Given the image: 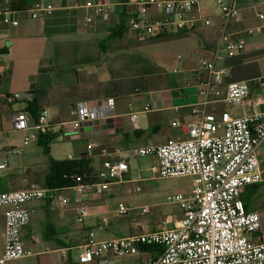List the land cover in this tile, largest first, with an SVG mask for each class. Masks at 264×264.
<instances>
[{"label":"crops","instance_id":"obj_1","mask_svg":"<svg viewBox=\"0 0 264 264\" xmlns=\"http://www.w3.org/2000/svg\"><path fill=\"white\" fill-rule=\"evenodd\" d=\"M9 1L0 0L1 152L10 153L13 146H19L32 133V130L19 131L24 133L21 140L10 139L13 132L9 121L11 112L27 111V108L22 103H9L4 99L5 96L34 92L37 105L35 117L42 110H47L55 123L71 120L72 111L81 103L107 98L116 100L114 116L95 122L86 121L76 131L68 129L66 132L51 134L55 139L50 144L49 155L44 152L47 160L43 165H32V168L25 170L24 182H36L33 178L42 168L46 171L40 179L43 182L48 172L49 158H52L57 161H88L90 172L83 174L84 179L88 180L85 183H96L100 181L103 163L110 155L120 160L129 149L149 144L160 145L171 139L182 140L188 137L185 122L190 108L202 101L198 82L199 78L207 75L206 72L198 73L199 66L202 60L213 59L223 26L215 0H201L200 4L204 14L211 18L212 25L195 31H179L143 39L128 35V20L138 12L135 0H127L126 3L102 0L111 6L110 18L105 21L94 16L91 22L87 21V16L92 10L84 7V3L94 0H31L29 9L38 4H51L54 7L50 15L38 19L28 17L25 12H13L9 8ZM228 1L239 10V14L229 22L228 30L239 36L246 35L248 30H253V34L247 36L245 52L217 62L219 68L229 70L221 87L224 91L232 82L255 81L264 75V31L261 30L262 22L257 16L258 13H264V0ZM13 21H18V25L14 26ZM121 28L123 33L119 34L118 30ZM143 40H155L159 47H163L166 57H173L174 64L179 68H175L173 72L178 76L171 75L167 78L156 73L142 75L135 71V68H141V61L135 59V53L121 45ZM152 64L157 66L156 61ZM147 105L150 107L148 112L145 111ZM223 110H228L233 116L262 113L264 94L253 85L250 101L241 106H227L212 96L207 111L218 114ZM131 112L138 113L136 124L130 120ZM28 116L33 124L34 117L29 113ZM175 122H180L181 126L175 127ZM6 140H9V144H5ZM37 143L40 145V142ZM258 156L264 168V144L259 148ZM141 159H146L148 163L146 166H136L135 173L132 161ZM3 162L5 161H0V164ZM156 162L155 158L150 157L130 159L126 176L129 183L111 184L101 198L94 193L84 192L81 204L92 215L86 220L85 228L91 226L104 230L105 226H110L114 212L117 213V208H110L111 200L131 194L132 188L152 180L145 173L150 172L151 166ZM8 171H11L10 165L0 176ZM19 185L21 184L13 181L9 183L10 188H16L15 190L27 188ZM65 189L69 190L71 200L67 206H59L54 194L28 205L33 211L32 220L22 231V240H25V248L35 253L31 264H74L73 261H67L60 250L70 248L74 253L85 242V230L77 223V192L72 186L65 187L62 191ZM241 198L247 211L260 214L261 231L256 239L264 241V181L248 186ZM155 201L156 198L153 197L149 205L150 213L146 216L140 215L141 206L131 209L135 214L133 221L127 224L123 222L118 227L121 232L126 233L103 237L96 233L97 240L138 233V224L145 231H150L161 228L167 220L172 222L169 227L172 228L182 214L174 220L173 216L165 215L164 204ZM4 212L5 210L0 211V248L4 242ZM71 222L77 223V227L70 228ZM39 226L43 240L39 237V243H34L32 238L37 236L35 230ZM45 231L48 237H45ZM75 231L77 235L74 238L66 235ZM63 234L66 237L63 238ZM56 241L63 242L66 247L57 246ZM155 253L141 250L135 260L136 264H146L150 258L155 257ZM110 258L115 264H129L119 262L113 256Z\"/></svg>","mask_w":264,"mask_h":264},{"label":"built area","instance_id":"obj_2","mask_svg":"<svg viewBox=\"0 0 264 264\" xmlns=\"http://www.w3.org/2000/svg\"><path fill=\"white\" fill-rule=\"evenodd\" d=\"M223 26L213 59L202 60L198 73L206 72L199 78V94L202 101L189 110L185 122L188 137L182 140L171 139L160 145H145L125 151V157L110 158L103 163L99 174L100 181L85 183L81 176L76 177L72 188L77 192L75 203L77 222L83 226L86 238L76 257L70 248L60 250L67 261L74 264H115L111 256L120 258L138 255L145 247L156 253L146 264H264V241L256 235L261 231V216L249 212L241 198L244 190L264 181L263 167L258 151L264 144V112L233 116L228 110L218 114L207 111L212 96L227 106H241L250 101L254 85L264 94V75L255 81L232 82L222 90L223 80L229 74L217 62L225 57L232 58L247 49V36L253 30L239 36L228 30L229 22L239 14V10L228 0H215ZM138 12L128 20V35L151 38L179 31H195L212 25L211 18L202 11L201 0H135ZM84 7L91 9L87 16L91 22L94 16L107 21L110 18V4L102 0L88 1ZM154 9V12H152ZM53 5L38 4L25 13L32 19L50 15ZM261 30L264 31V13H258ZM6 22H9L6 20ZM14 26L18 21H13ZM9 103L27 104L35 99L34 92L14 93L5 96ZM116 100L102 99L81 103L72 111V119L55 123L47 110H42L32 124L27 111L16 110L10 115L13 131H30L19 146H13L10 153L22 156L24 149L39 142L40 136L79 130L86 121H100L114 116ZM149 105L145 107L148 112ZM130 120L136 124L138 113L131 112ZM180 127V122L173 123ZM112 157V158H111ZM155 158L151 166V179L192 178V189L188 195L178 193L167 197V203L177 204L182 209V217L172 228L162 226L145 231L141 224L140 232L109 240H97L95 228H85V222L92 215L81 204L84 192L94 193L101 198L113 183H129V160L133 158ZM9 166L0 164V173ZM62 191V190H61ZM61 191L31 186L26 189L0 192V208L4 212V242L0 248V264L34 256V251L25 248L22 231L29 226L33 211L29 204L45 200L54 194L59 206H67L71 200L58 194ZM141 192L140 187L132 188V193ZM131 209L118 204L117 213L127 215ZM141 216L150 213L149 206L139 209ZM169 223L167 220L164 224ZM39 243V236H33ZM49 251V250H48Z\"/></svg>","mask_w":264,"mask_h":264},{"label":"rangeland","instance_id":"obj_3","mask_svg":"<svg viewBox=\"0 0 264 264\" xmlns=\"http://www.w3.org/2000/svg\"><path fill=\"white\" fill-rule=\"evenodd\" d=\"M122 48L127 49L128 51H131V53H135V59H139L141 61V68H135V71L141 73L142 75H146L147 73L150 74H160L165 77H170L171 75L178 76V74H174V69L178 68L173 61L172 56H167L163 54V47H159L155 43V40H143L141 42H129V43H122ZM134 58V57H133ZM153 61L157 62V66L154 67V64H152ZM179 69V68H178ZM178 71V70H177ZM24 133L23 132H15L13 131L11 133L10 139L15 140L19 139L21 140L23 138ZM26 136V135H25ZM5 144H9V140H6ZM46 156L44 154L43 148L40 147L38 143L31 144L30 146L26 147L24 149V154L22 156H14L9 152H1L0 149V161L8 162L11 168V171H8L0 176V192H6L15 190L16 188H10L9 183L11 181L16 182L20 186L25 187H31L32 185L38 186V187H44L43 182H41L42 175L46 172L43 168L40 169L39 174H37L33 181L36 182H30L29 180L27 182H24L25 173L24 171L32 168V165H43L46 161ZM142 160V161H141ZM141 160H135L132 161L133 165L135 166L134 172L137 173L136 166H146L148 161L146 159ZM39 170V169H38ZM145 175L149 178L152 177L151 172H146ZM141 188V192L138 194H128L124 197H116L114 200H111L110 208L115 209L118 208L119 203L125 204L130 209L134 207H142L143 205H150L152 202V198L155 197L156 201L158 203L164 204V210L165 215H171L175 219H178V216L182 214V209L177 204H168L167 203V197L169 195L173 196L178 193H183L185 196L188 195L191 192L192 189V178L191 177H180V178H169V179H157V180H150L145 183L138 184ZM68 189H65L58 194L61 196H64L65 198L69 199V193ZM151 207V206H150ZM1 210H5V208H0ZM134 213L132 211L128 215H119L114 212V216L111 218V224L110 226H105L104 230L102 229H95V232L97 235L102 236H108V235H118L126 232H121V230L118 228L119 224L129 223L133 221ZM38 222L36 221V224ZM78 223V222H77ZM77 223L71 222L70 228L77 227ZM88 225H90V222H87ZM79 224V223H78ZM81 225V224H80ZM163 226L171 227L172 222L163 224ZM89 228H92L89 226ZM35 233H37V236H39L43 240V236L41 235L40 226L36 228ZM71 238H74V235H77V232H71L70 234ZM62 237H66L65 234L62 235ZM69 238V236H67ZM70 239V238H69ZM23 243H25V240H22ZM79 253V250H74V254L77 257ZM137 258V255L134 256H126V257H120L117 260L119 262L129 263V264H136L135 260ZM18 262L19 264H31L34 262V257L32 258H25L21 259L20 261H14Z\"/></svg>","mask_w":264,"mask_h":264},{"label":"trees","instance_id":"obj_4","mask_svg":"<svg viewBox=\"0 0 264 264\" xmlns=\"http://www.w3.org/2000/svg\"><path fill=\"white\" fill-rule=\"evenodd\" d=\"M122 3H126L127 0H118ZM31 0H10L9 8L15 12H26L30 7ZM119 34L123 33L121 28ZM160 37V36H158ZM27 112L31 114L35 120L38 116L35 117V112L37 110L36 99L33 102L25 104ZM55 137L52 135H42L40 136L39 142L41 147L44 149V152L49 155L50 153V144L54 141ZM90 172L89 162L80 159V160H64L57 161L52 158H49L48 161V172L45 175L43 184L44 188L49 190L61 191L63 188L68 186H74L76 184V177L81 176L84 182H88L87 179H84L83 174ZM45 237H48V234L45 231ZM56 245L59 247H66L65 244L61 241H56ZM142 250L144 251H154L151 247H145ZM69 264V263H68Z\"/></svg>","mask_w":264,"mask_h":264},{"label":"water","instance_id":"obj_5","mask_svg":"<svg viewBox=\"0 0 264 264\" xmlns=\"http://www.w3.org/2000/svg\"><path fill=\"white\" fill-rule=\"evenodd\" d=\"M3 51V50H2Z\"/></svg>","mask_w":264,"mask_h":264}]
</instances>
